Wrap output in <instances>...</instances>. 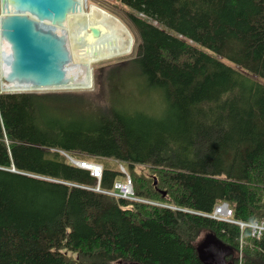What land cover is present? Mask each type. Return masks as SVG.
I'll list each match as a JSON object with an SVG mask.
<instances>
[{"label":"trees","instance_id":"obj_1","mask_svg":"<svg viewBox=\"0 0 264 264\" xmlns=\"http://www.w3.org/2000/svg\"><path fill=\"white\" fill-rule=\"evenodd\" d=\"M115 1L131 9L130 68L165 108L0 92V264H205L203 232L242 252L232 264H264V236L205 216L227 202L235 220L264 218V0ZM59 150L122 163L147 202L95 190ZM119 174L103 164L100 189Z\"/></svg>","mask_w":264,"mask_h":264},{"label":"water","instance_id":"obj_2","mask_svg":"<svg viewBox=\"0 0 264 264\" xmlns=\"http://www.w3.org/2000/svg\"><path fill=\"white\" fill-rule=\"evenodd\" d=\"M12 1L21 7L0 16V43L8 45L10 55L9 69L1 74V80L30 86V90L16 92L76 88L77 76L67 36L56 30V24L72 10V0ZM24 8L32 14L23 12ZM102 34L101 27H91L93 38ZM196 248L205 264H224L233 249L212 233H206Z\"/></svg>","mask_w":264,"mask_h":264},{"label":"rangeland","instance_id":"obj_3","mask_svg":"<svg viewBox=\"0 0 264 264\" xmlns=\"http://www.w3.org/2000/svg\"><path fill=\"white\" fill-rule=\"evenodd\" d=\"M84 4L86 6L85 9H88V7L91 4H94L97 7L103 9L104 11H107L117 19L121 20L123 24L130 30L136 44L137 41L136 33L133 27L131 26V22L128 20L126 14L129 11H131L130 8L115 0H86ZM2 11H3L2 0H0V14L2 13ZM1 49L3 50V48H0V72H1V59H3L4 57L3 53L1 52ZM4 54H5V58H9L10 60V55H8L5 52ZM135 56H136V52L135 50H133L131 53L126 55L113 57L109 60L94 62L93 63L94 66L92 67L94 69L95 82L89 88L62 89V90L50 89V90H40V92H58V93L68 92V94L77 95L87 104L83 108V111L89 113L91 109L107 110L112 105L117 110H125L131 113L143 112L154 116L161 115L166 104L165 95L162 90L149 86L143 75L134 72V70L130 68L131 67L130 61L133 58H135ZM127 67H129V70H127ZM112 73L113 76H110V74ZM0 92H3L1 90V78H0ZM59 152L66 157V155L64 154V152L67 153L66 151L59 150ZM67 154L70 155L69 153ZM72 157L82 160L88 159L91 162H98L100 164L109 165L114 170H119L120 165H122V163H119L113 159H103V158L97 159L95 157H89L86 155H78ZM126 168H127V172L130 174L127 166ZM135 170L147 176H150L152 173L150 171V167L144 165L137 166ZM118 179L123 181L125 177L120 173L118 175ZM97 186L95 187V189L97 188ZM206 215L207 214H205V216ZM205 234L206 232L202 233V235L199 237L200 240L198 239L199 240L198 243L205 237ZM244 245L245 242L243 241L241 243V247L243 248ZM235 252H237V255L239 257L242 256L241 251L232 249V252L225 257L224 264H232L231 257L233 258ZM228 256H230V259H227Z\"/></svg>","mask_w":264,"mask_h":264},{"label":"bare ground","instance_id":"obj_4","mask_svg":"<svg viewBox=\"0 0 264 264\" xmlns=\"http://www.w3.org/2000/svg\"><path fill=\"white\" fill-rule=\"evenodd\" d=\"M84 2L86 0H72V10L65 15L64 20L56 24V30L66 34L72 52L73 69L77 76L76 88L72 89H86L94 84L95 75L92 67L94 62L129 54L134 50L135 45L130 30L121 20L94 4L85 9ZM20 7L12 0H2L3 11L0 16L16 12ZM22 11L32 14L27 8ZM45 22L50 23L47 20ZM91 27H101L102 36L93 38ZM0 48L4 50L1 49L4 57L1 59L0 74L4 75L9 69V58H5L4 52L9 55V48L5 42L0 43ZM1 90L3 92L30 90V86L1 80Z\"/></svg>","mask_w":264,"mask_h":264},{"label":"built area","instance_id":"obj_5","mask_svg":"<svg viewBox=\"0 0 264 264\" xmlns=\"http://www.w3.org/2000/svg\"><path fill=\"white\" fill-rule=\"evenodd\" d=\"M64 154L66 155V157L69 159V161L73 165L88 170L93 177L97 178L98 186L95 190L112 195V196L121 197L124 199L140 201V202H147V200L139 198L135 195L134 183H133L132 177L127 172V170L124 168L123 165H120L119 171L122 173L125 179L123 181L121 180L115 181L113 189L102 191L100 189V180L103 174L102 164L98 162H91V161H86V160H78L68 155L65 152ZM206 216L216 219V220L234 223L238 225L240 229L242 230L245 228H249L252 236L254 237L261 238L264 236V218L260 221H255L252 223L235 220L233 218L232 208L229 206L227 202H222L216 205L214 208V211L211 214H207ZM241 241H242V237H241Z\"/></svg>","mask_w":264,"mask_h":264},{"label":"flooded vegetation","instance_id":"obj_6","mask_svg":"<svg viewBox=\"0 0 264 264\" xmlns=\"http://www.w3.org/2000/svg\"><path fill=\"white\" fill-rule=\"evenodd\" d=\"M235 255V256H234ZM233 255V258H238L239 256L237 255V252H235V254ZM241 258V257H239Z\"/></svg>","mask_w":264,"mask_h":264}]
</instances>
